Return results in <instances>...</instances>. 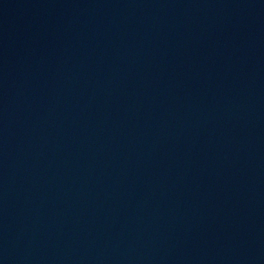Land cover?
Returning <instances> with one entry per match:
<instances>
[{"label":"water","instance_id":"obj_1","mask_svg":"<svg viewBox=\"0 0 264 264\" xmlns=\"http://www.w3.org/2000/svg\"><path fill=\"white\" fill-rule=\"evenodd\" d=\"M0 264H264V0H0Z\"/></svg>","mask_w":264,"mask_h":264}]
</instances>
